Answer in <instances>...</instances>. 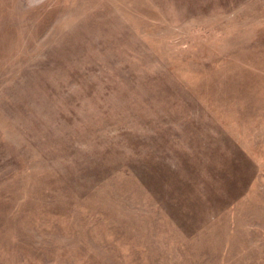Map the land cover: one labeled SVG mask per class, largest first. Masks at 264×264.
<instances>
[{"label":"rangeland","instance_id":"374dc122","mask_svg":"<svg viewBox=\"0 0 264 264\" xmlns=\"http://www.w3.org/2000/svg\"><path fill=\"white\" fill-rule=\"evenodd\" d=\"M0 264H264V0H0Z\"/></svg>","mask_w":264,"mask_h":264}]
</instances>
